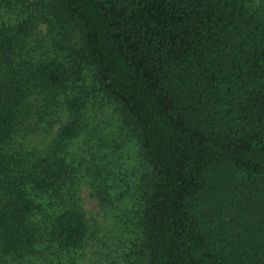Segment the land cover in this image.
<instances>
[{
    "label": "trees",
    "instance_id": "obj_1",
    "mask_svg": "<svg viewBox=\"0 0 264 264\" xmlns=\"http://www.w3.org/2000/svg\"><path fill=\"white\" fill-rule=\"evenodd\" d=\"M98 232L105 264H264V0H0V264Z\"/></svg>",
    "mask_w": 264,
    "mask_h": 264
},
{
    "label": "rangeland",
    "instance_id": "obj_2",
    "mask_svg": "<svg viewBox=\"0 0 264 264\" xmlns=\"http://www.w3.org/2000/svg\"><path fill=\"white\" fill-rule=\"evenodd\" d=\"M80 198L82 207L86 213L88 219V227L90 231H93L95 225L106 226L104 222L103 213L98 207L95 200L91 199L88 195L86 187H82L80 190ZM101 237V232H98L96 239H88L87 244L83 250V256L79 264H105L104 251L99 245L97 238Z\"/></svg>",
    "mask_w": 264,
    "mask_h": 264
}]
</instances>
